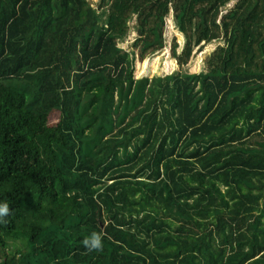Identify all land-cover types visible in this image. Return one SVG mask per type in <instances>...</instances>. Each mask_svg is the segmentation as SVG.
<instances>
[{"label": "trees", "instance_id": "obj_1", "mask_svg": "<svg viewBox=\"0 0 264 264\" xmlns=\"http://www.w3.org/2000/svg\"><path fill=\"white\" fill-rule=\"evenodd\" d=\"M0 201V264H264V0H0Z\"/></svg>", "mask_w": 264, "mask_h": 264}, {"label": "rangeland", "instance_id": "obj_2", "mask_svg": "<svg viewBox=\"0 0 264 264\" xmlns=\"http://www.w3.org/2000/svg\"><path fill=\"white\" fill-rule=\"evenodd\" d=\"M89 3L92 6L97 7L99 0H89ZM234 4L235 3L231 2L225 8H223V13H226V11L232 8ZM135 38L136 30L134 29L133 24H131V32L126 38L125 43H123L121 46L130 50ZM164 38L166 42V49L164 51L155 56H150L145 60H137L135 62L134 75L136 78H141L144 76H148L149 78H152L153 76H166L179 69V65L171 53V47L173 46V42L175 40L177 43V52L180 54L184 46L185 39L183 34L178 31L176 25L174 26L173 18L171 17H168L166 20ZM223 45V41H214L211 44L203 45L200 49L195 47L189 63L184 67L180 66V69L183 72L187 71L190 74L200 73L202 70L206 72L207 59L214 52V50ZM59 118L60 113L58 111L51 112V114L47 117L49 125H57Z\"/></svg>", "mask_w": 264, "mask_h": 264}, {"label": "clouds", "instance_id": "obj_3", "mask_svg": "<svg viewBox=\"0 0 264 264\" xmlns=\"http://www.w3.org/2000/svg\"><path fill=\"white\" fill-rule=\"evenodd\" d=\"M170 18V17H169ZM173 18V17H171ZM173 22H174V26L175 24V20L173 18ZM9 204L6 201H0V221H3V219L9 214ZM83 244L86 248H88L89 250H99L102 248V239H101V235L96 233V232H92L90 234V236L86 237L83 240Z\"/></svg>", "mask_w": 264, "mask_h": 264}]
</instances>
